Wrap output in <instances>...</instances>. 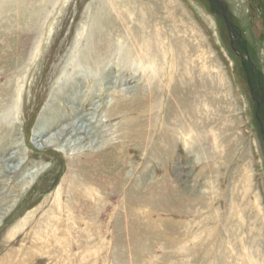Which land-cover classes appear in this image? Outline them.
<instances>
[{
  "label": "rangeland",
  "instance_id": "374dc122",
  "mask_svg": "<svg viewBox=\"0 0 264 264\" xmlns=\"http://www.w3.org/2000/svg\"><path fill=\"white\" fill-rule=\"evenodd\" d=\"M222 1L254 74L210 0H0V263L264 264V105L251 93L252 81L264 92V0ZM86 60L103 73H83ZM71 103L101 119L103 176L99 143L34 140L39 121L76 120ZM151 186L168 187L176 208L128 199ZM148 222L160 236L136 256L132 226Z\"/></svg>",
  "mask_w": 264,
  "mask_h": 264
},
{
  "label": "bare ground",
  "instance_id": "6f19581e",
  "mask_svg": "<svg viewBox=\"0 0 264 264\" xmlns=\"http://www.w3.org/2000/svg\"><path fill=\"white\" fill-rule=\"evenodd\" d=\"M2 2H0V6L2 8V6L4 5H1ZM101 41V40H100ZM103 41V40H102ZM99 56H97L96 58H98ZM94 58V57H93ZM89 59V57H88ZM95 59V58H94ZM93 59V60H94ZM102 63H100V61H96V63H92L90 60H86L84 61V64H83V67L82 69L84 70L83 73L87 74L88 75V72L92 71L91 73L93 74L94 70L92 69H95V70H98L100 67V69L103 67V65H101ZM96 65V66H95ZM99 69V70H100ZM99 72L103 73V70L101 69ZM100 74V73H99ZM91 75V74H90ZM103 75L99 76V77H102ZM73 77V76H72ZM82 77V76H81ZM91 77V76H89ZM95 77V76H94ZM71 78V77H70ZM74 78V77H73ZM93 79V78H92ZM95 79V78H94ZM99 79V78H98ZM73 79H71L70 81H72ZM67 79H66V83H67ZM97 81V80H96ZM100 82V81H99ZM63 84V83H62ZM67 86V84H66ZM61 87V86H59ZM64 88V86H63ZM60 89V88H59ZM59 91V90H58ZM55 94V93H54ZM9 97V96H8ZM72 104V107L77 109L76 112L79 113L76 120H72L70 122H68L69 120V115L68 114H65V115H61V116H57L56 119L54 118V120L51 122L49 119H46L47 121L49 120L51 123L53 124H44L42 121L40 122L39 121V125H37L38 127L36 128L35 130V141L38 145L42 146V147H58V149H61L62 151H66L68 150L67 148L70 146V142L68 141V139L65 137V135H69L70 136H79V137H82V139L79 141L80 144L79 147L75 148V150L77 152H84L85 149L87 148H90L92 149L94 145L97 146V144L99 143V145L97 146L99 149H100V154L102 156V162L98 165V170L99 172H101V175L103 176V135H101L99 132H98V126H95L93 125L94 122H98V124L100 125L101 123V119L97 118V119H89L88 118V115L87 113H83L82 110L79 111V105L76 104V103H71ZM123 104V103H122ZM119 106V105H118ZM123 106V105H122ZM124 107V106H123ZM122 108V107H121ZM46 109V108H45ZM75 111V110H74ZM75 116V115H74ZM79 118V119H78ZM43 119V117H42ZM45 119V118H44ZM87 120H89L88 124H86L85 122ZM49 122V123H50ZM65 123V125L61 126L59 128L58 131H55L53 134L49 135V136H46L47 133L49 132V130H52V128L54 126H58V124L56 123ZM137 122V121H136ZM10 123V122H9ZM48 124V125H47ZM84 124V125H83ZM8 125V124H7ZM13 125V124H12ZM89 126V130L88 131L84 126ZM66 138V139H65ZM86 138H89L90 140L85 143L86 145H81L82 142H83V139H86ZM9 139V138H8ZM72 144V143H71ZM77 144V143H76ZM75 144V146H76ZM74 146V147H75ZM73 147V148H74ZM71 148V147H70ZM72 149V148H71ZM74 150V149H72ZM95 150V149H94ZM71 151V150H69ZM75 152V151H74ZM159 153V152H158ZM72 154V153H71ZM91 155L90 153H83V156L84 157H87L89 158ZM71 156V155H70ZM13 157V156H12ZM11 159V158H9ZM75 158H70L71 160V163L73 164V161H74ZM23 163V162H22ZM81 164V163H80ZM9 165V164H8ZM22 165L19 164V167L18 166H14L13 168V171L15 170H20V167ZM37 166V165H36ZM10 167V166H9ZM47 165L46 164H40L38 165L37 167H35L34 169V174L31 176V181L32 182L37 175H39L41 172H43L45 169H47ZM12 171V170H11ZM71 171H73L72 167H71ZM73 176V175H72ZM70 177V181L73 182V177ZM76 182V181H75ZM97 183V185L100 187V188H103V177H100L99 180L97 181H94ZM86 189L87 186H86ZM156 188H154L153 186H151L149 188V194L145 197V198H139V196L137 197V195L135 196V193L134 192H130L131 194H129L127 197L128 199L133 202V203H137V202H143L145 204H148L149 206H151L153 208V211L154 212H157V211H162V210H168V209H171V208H176V200H173L172 197H171V191L168 187H165L164 189L160 190L159 193L155 194L154 193L156 192L155 190ZM161 189V188H160ZM186 189V188H185ZM5 191V190H4ZM134 191V190H132ZM86 193L90 194L91 192L89 190L86 191ZM87 194V196H88ZM92 194V193H91ZM85 195V193H84ZM84 195H81V196H84ZM175 195H177V193H175ZM80 195H78L79 197ZM86 196V197H87ZM143 196V195H142ZM178 198H180V200H184V196L179 193L178 195ZM85 197V196H84ZM144 197V196H143ZM73 198H76V197H72V200H74ZM92 198V197H91ZM86 199V202L84 204V207L82 209H84L85 211V207H86V212L88 215H92L93 218H97L100 214H101V207L98 206L97 202H95V205H93L91 203V201L88 202V197L85 198ZM88 199V200H87ZM76 204V202H75ZM143 204V205H145ZM81 205V204H80ZM147 205V206H148ZM83 206V205H82ZM68 211L70 213V217H72L71 213H72V210L70 208V206H68ZM80 212L83 214L84 212H82V210H80ZM4 216H0V226L4 223V220L7 216V212H4ZM80 214V213H79ZM94 215V216H93ZM69 217V218H70ZM73 218V217H72ZM75 218V217H74ZM76 219V218H75ZM88 219L91 220V218H89L88 216ZM27 220V219H26ZM78 220V219H76ZM59 221V220H58ZM72 221V220H71ZM75 221V220H74ZM173 222H170V221H167L166 223V226L168 227V232L171 234V230H175L176 227L174 224H172ZM72 226V225H71ZM69 226V228L71 227ZM154 227V223L153 222H148L144 227L142 226H138L136 224H134L132 226V230H131V233H132V239H133V243L131 245V250L132 252L136 255V256H140L142 255V252L146 249V244L147 243V240H149L150 238L154 240H156V238L158 239L160 234H157L155 232H153V230H150L151 228ZM22 229V225L18 224V225H15L10 231H9V235L10 237H13L15 234H17L20 230ZM72 229V227H71ZM47 230V229H46ZM77 230V229H76ZM70 231V230H69ZM73 231V230H72ZM71 231V232H72ZM263 228L262 226L259 227V234L262 236L261 238H264L263 236ZM70 232V233H71ZM76 233V232H74ZM67 234V233H66ZM72 234V233H71ZM74 235V234H72ZM62 236V235H61ZM60 236V237H61ZM64 236V235H63ZM77 236V235H76ZM81 236V234H79V237ZM73 237V236H71ZM167 235L165 234V239H167ZM68 238V236H67ZM74 238V237H73ZM76 238V237H75ZM11 239V238H10ZM120 240V238H119ZM66 241V240H65ZM75 241V240H74ZM151 240H149L150 242ZM55 244V243H54ZM58 245V243H56ZM55 244V245H56ZM80 245V244H79ZM87 247L90 245V244H85ZM54 246V245H53ZM61 245H59V248H60ZM71 246V245H69ZM82 246V245H81ZM51 248V247H50ZM57 248V247H56ZM85 248V247H84ZM80 249V248H79ZM81 250V249H80ZM70 251V250H69ZM15 256V255H14ZM18 257L16 256V259H14V257L11 255L9 257H7L2 263L0 264H25L26 263V260L25 258H20L17 259ZM138 259V258H137ZM136 263V262H135Z\"/></svg>",
  "mask_w": 264,
  "mask_h": 264
},
{
  "label": "water",
  "instance_id": "95a60500",
  "mask_svg": "<svg viewBox=\"0 0 264 264\" xmlns=\"http://www.w3.org/2000/svg\"><path fill=\"white\" fill-rule=\"evenodd\" d=\"M210 1L215 3L220 8V15L224 18V21L226 23L227 29H228V31L230 33L231 43L233 44L234 30L238 32L237 39H239V42L241 43V40L243 39L241 31H240L239 27L237 25H235V23L231 19L230 14H229V8H228L227 4L225 3V1H222V0H210ZM243 48H244L245 54L242 55V59L243 60L247 59L250 62L251 68H252V72L254 74L255 64L253 63V61H252V59H251V57L249 55V50H248L247 46L243 45ZM262 90H263V88H262ZM252 95H253V99L256 100V98L254 97V90H252ZM261 100L264 102V92L261 95ZM258 103L260 105V102H258Z\"/></svg>",
  "mask_w": 264,
  "mask_h": 264
},
{
  "label": "flooded vegetation",
  "instance_id": "af4514ba",
  "mask_svg": "<svg viewBox=\"0 0 264 264\" xmlns=\"http://www.w3.org/2000/svg\"><path fill=\"white\" fill-rule=\"evenodd\" d=\"M242 43H240L239 42V40L237 39V34H234V40H233V45H235L234 46V48L237 50V52H238V50L240 49H242L243 50V47H242V44H244V42L243 41H241ZM251 90H254V94H255V97H256V99H257V103L258 102H260V105H264V102L261 100V95L263 94V90H262V88H260V91L262 92V94H260V95H258V93H257V90H258V83L256 82V81H252V88H251Z\"/></svg>",
  "mask_w": 264,
  "mask_h": 264
}]
</instances>
